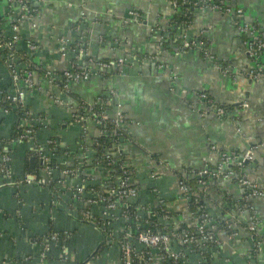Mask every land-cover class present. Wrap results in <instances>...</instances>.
Wrapping results in <instances>:
<instances>
[{"label": "crops", "instance_id": "crops-1", "mask_svg": "<svg viewBox=\"0 0 264 264\" xmlns=\"http://www.w3.org/2000/svg\"><path fill=\"white\" fill-rule=\"evenodd\" d=\"M225 1L243 8V18L257 24L264 34V0ZM40 2L37 27L26 23L22 33L36 37L41 47L39 62L45 67L55 70L67 67L68 62L59 54L56 38L65 35L74 39L77 36L75 25L79 22L90 40L94 57H129L123 70L76 84L70 94L74 100L90 102L109 88L118 92L129 118L125 152L135 170L134 179L143 201L157 203L152 194L156 187L169 209L175 214L182 213L176 225H193L186 200L179 191V178L206 165L216 167L219 153L213 150L214 145L218 150L246 151L251 140L262 143L250 148L256 157L250 165L245 164V171L249 179L264 187V78L256 80L250 75L255 62L248 54L245 35L239 32L231 16L208 8H195L191 23L185 28L190 37L207 41L215 56L212 60L205 58L200 49L178 56L169 43L161 45V35L173 37L183 29L174 26L178 14L168 0ZM132 9L140 12V19L125 23ZM142 55L156 56L169 67L158 68L153 63L143 62ZM259 62L264 68V52ZM172 72L178 76L174 83L170 78ZM7 75L0 59V85L7 80ZM199 91H207L218 104L232 110V115L220 118L209 112L195 95ZM27 102L34 111L49 113L53 133L62 146L76 152L79 129L68 122L67 109L52 105L46 95L37 92L29 93ZM16 121L13 113L0 114V138L12 133ZM28 147L26 143L11 146L15 175H20L25 167ZM60 160L69 161L67 157ZM76 179L75 176L71 180ZM17 191L23 202L15 197ZM243 193L235 180L208 181L204 194L208 209L220 223H235L238 231L232 239L224 228L219 231L223 243L214 253L211 264H245L244 258L253 246L254 236L246 228L249 211L241 212L238 208ZM54 197L51 189L42 186L0 187V208L9 214L0 213V257L11 258L8 259L10 264H38L40 247L32 234L57 228L73 229L75 236L65 248L53 247L48 264H83L96 254L101 257L98 264H118V246L95 224L66 210L69 195L61 197L56 204H53ZM253 206L262 221L259 228L262 233L264 199L255 198ZM25 255L33 257L25 261ZM257 264H264V249Z\"/></svg>", "mask_w": 264, "mask_h": 264}, {"label": "built area", "instance_id": "built-area-1", "mask_svg": "<svg viewBox=\"0 0 264 264\" xmlns=\"http://www.w3.org/2000/svg\"><path fill=\"white\" fill-rule=\"evenodd\" d=\"M41 0H0V59L8 72L7 80L0 85V114H15L17 121L9 136L0 138V187L6 185L42 186L55 194L53 204L69 195L65 204L70 213H77L81 220L95 224L112 244L118 246V264H211L215 252L223 241L219 231L224 228L229 238L238 235L235 223H220L206 204H199L200 195H195L190 180L193 179L200 193L205 194L211 179L235 180L244 190L242 212L249 211L247 230L254 236L253 246L245 256V264H257L264 249V230L259 232L261 220L253 201L264 199V187L247 177L245 161L252 158L251 149L246 151H218L216 167L208 165L193 170L179 178L181 196L186 200L187 212L193 225L178 226L176 219L182 213L169 209L167 201L154 187L152 194L157 203L143 201L134 176L135 170L127 158L129 118L118 99V92L109 88L93 101L74 100L69 96L74 85L91 80L96 76H107L123 70L129 57L102 59L92 55L90 40L81 22L75 25L77 36L65 35L56 38L58 51L68 62L66 68L55 70L39 62L41 47L32 34L24 36L23 25L37 27L41 12ZM181 15L183 28L176 36L161 35V45L169 43L176 55L200 49L207 59H215L204 38L190 37L185 31L191 23L195 8H208L231 16L239 32L245 35L248 54L255 62L250 75L264 78V68L259 62L264 52V34L257 24L243 18L244 10L228 4L225 0H168ZM140 12L130 10L125 23L140 19ZM159 28V27H158ZM154 30V29H153ZM140 60L153 63L158 68H168L156 56L142 55ZM224 71L226 69L224 68ZM173 83L178 76L171 73ZM47 96L54 106L65 107L68 122L79 129L76 152L64 147L56 136L51 117L46 111H34L27 102L29 93ZM196 97L206 104L209 112L220 118L232 115V110L218 104L207 91H199ZM97 130L98 133L95 132ZM113 135L111 144L99 140L100 135ZM28 144L27 157H35L34 169H23L15 175V161L11 146ZM67 157L68 163L60 159ZM239 166L238 168L235 166ZM77 177L72 181V178ZM19 190V189H17ZM23 202L20 191L15 193ZM0 213L6 214L2 208ZM9 216V214H6ZM15 216V215H14ZM75 236L73 229L51 228L40 234H32L39 245L38 264H48L49 254L58 245L65 248ZM29 255L23 256L27 261ZM66 260L67 256L64 257ZM98 254L83 264H98ZM226 261H230L226 259Z\"/></svg>", "mask_w": 264, "mask_h": 264}, {"label": "trees", "instance_id": "trees-1", "mask_svg": "<svg viewBox=\"0 0 264 264\" xmlns=\"http://www.w3.org/2000/svg\"><path fill=\"white\" fill-rule=\"evenodd\" d=\"M175 21L177 22V23H181V20L183 19V18H181V15L180 16H178V15H176L175 16ZM177 27V26H176ZM177 29V28H176ZM99 140H101V141H103V142H106V143H108V144H111V140H113V135L112 134H109V135H100L99 137ZM237 168L239 167V166H237V165H235ZM24 169H26V170H29L30 169V166H29V158H27L26 159V163H25V167H24ZM190 183H191V185L193 186L192 188H193V191L195 192V195L197 196V195H200L201 196V199H200V201H199V204H202V202L201 201H203L204 203L203 204H206L205 203V196H204V194H202V192L200 193V191H199V189L195 186V183H194V180L193 179H191L190 180Z\"/></svg>", "mask_w": 264, "mask_h": 264}, {"label": "water", "instance_id": "water-1", "mask_svg": "<svg viewBox=\"0 0 264 264\" xmlns=\"http://www.w3.org/2000/svg\"><path fill=\"white\" fill-rule=\"evenodd\" d=\"M196 9L199 10V8H196ZM69 96L72 97L71 94H69ZM96 133H98V132H96ZM254 140H256V139H254ZM127 141H128V140H127ZM261 143H262V142H256V141L251 140L250 144H248V146H247V149L255 148V147L261 145ZM122 151L125 152V150H122ZM255 157H256V156H255V153H253V154H252V158L246 160V161H245V164L250 165L251 162H253V161L255 160ZM35 161H36V160H35V157H31V158H30V160H29V166H30V169H34V167H35ZM247 177H248V176H247ZM257 182H261V180H260V179H257ZM230 222H231V221H230Z\"/></svg>", "mask_w": 264, "mask_h": 264}, {"label": "rangeland", "instance_id": "rangeland-1", "mask_svg": "<svg viewBox=\"0 0 264 264\" xmlns=\"http://www.w3.org/2000/svg\"><path fill=\"white\" fill-rule=\"evenodd\" d=\"M32 257H33L32 255H29L28 260H30ZM8 259H11V258H2V257H0V264H10L9 263L10 260H8Z\"/></svg>", "mask_w": 264, "mask_h": 264}]
</instances>
